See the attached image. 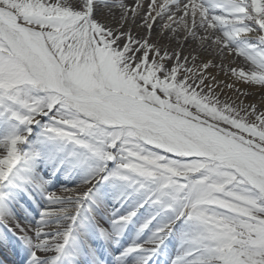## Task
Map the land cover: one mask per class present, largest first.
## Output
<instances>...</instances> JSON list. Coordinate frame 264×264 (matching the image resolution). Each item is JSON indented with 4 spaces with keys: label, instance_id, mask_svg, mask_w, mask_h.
<instances>
[{
    "label": "snow or ice",
    "instance_id": "6c2138e0",
    "mask_svg": "<svg viewBox=\"0 0 264 264\" xmlns=\"http://www.w3.org/2000/svg\"><path fill=\"white\" fill-rule=\"evenodd\" d=\"M140 7L0 0V250L20 264H264V111L221 102L211 61L190 68L197 57L121 31ZM147 8L149 33L175 8L186 38L203 29L254 66L233 77L264 86V0Z\"/></svg>",
    "mask_w": 264,
    "mask_h": 264
},
{
    "label": "bare ground",
    "instance_id": "6f19581e",
    "mask_svg": "<svg viewBox=\"0 0 264 264\" xmlns=\"http://www.w3.org/2000/svg\"><path fill=\"white\" fill-rule=\"evenodd\" d=\"M111 2V0H109ZM122 2L127 6H132L137 3V0H122ZM149 0H139V4L143 5L140 7L139 15L135 17V23H132V15L128 16V23L124 25L121 31L131 32V36L134 39H143L150 36V43L155 44L161 52H167L169 55L179 52L181 56H195L197 57L195 62L189 60L187 67H195L200 65L205 61H211L215 67H210L209 72L215 77V81H208L209 83L218 84L216 87V92L222 102L229 100L236 102L237 104L241 101L247 104H256L258 111H264V86L254 83H246L243 80H238L231 74V69L236 68L237 70L243 69L245 72L250 73L254 70V66L245 57L237 55L234 51L231 54L225 52L223 55L220 53L219 49L212 46L209 42H206L199 37L206 35L203 29H195L197 35L196 37L187 36L184 31L182 23L179 21V13L176 12L175 8L171 9L172 13H176L174 16L175 23L169 21L167 16L169 13H165L163 18H157L154 22V26L149 33L146 27L142 26V20L144 14L148 11L147 4ZM164 3V0H155V7L159 10V5ZM124 9L119 7H113L110 9H104L103 22L110 27H117V22L120 20L121 14ZM155 15V12L152 13ZM189 25H191V20L189 18ZM170 24V28H165L164 25ZM175 29V31H173ZM215 35H220L215 33ZM207 47H204L205 44ZM139 55V53L137 54ZM175 61L168 62L165 66L171 67ZM179 75V73H178ZM228 84H233L234 87L229 89L226 87ZM207 89H205V92ZM245 93L246 95H242ZM71 189L73 186L68 184ZM51 192L55 193L56 197H65L74 195V192H65L57 183L53 188L50 189ZM52 207L58 208L59 205H53ZM102 226L107 227V224L101 222ZM55 226L52 228H46L45 231H54ZM145 247H151V245H145ZM171 247V246H170ZM174 255V250H173ZM161 262L164 260L162 256L160 258ZM0 261L3 264H20V255L18 252L11 249L0 250Z\"/></svg>",
    "mask_w": 264,
    "mask_h": 264
},
{
    "label": "rangeland",
    "instance_id": "374dc122",
    "mask_svg": "<svg viewBox=\"0 0 264 264\" xmlns=\"http://www.w3.org/2000/svg\"><path fill=\"white\" fill-rule=\"evenodd\" d=\"M221 101V100H220ZM222 102V101H221Z\"/></svg>",
    "mask_w": 264,
    "mask_h": 264
}]
</instances>
